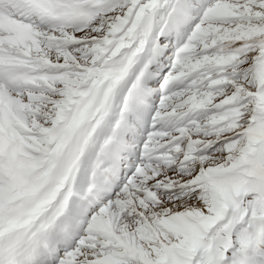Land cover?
Instances as JSON below:
<instances>
[{"label": "snow or ice", "instance_id": "6c2138e0", "mask_svg": "<svg viewBox=\"0 0 264 264\" xmlns=\"http://www.w3.org/2000/svg\"><path fill=\"white\" fill-rule=\"evenodd\" d=\"M0 264H264V0H0Z\"/></svg>", "mask_w": 264, "mask_h": 264}]
</instances>
